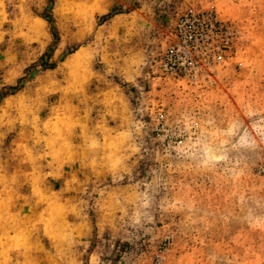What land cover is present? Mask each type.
I'll list each match as a JSON object with an SVG mask.
<instances>
[{
	"label": "rangeland",
	"instance_id": "obj_1",
	"mask_svg": "<svg viewBox=\"0 0 264 264\" xmlns=\"http://www.w3.org/2000/svg\"><path fill=\"white\" fill-rule=\"evenodd\" d=\"M34 174L0 264H264V0H0V183Z\"/></svg>",
	"mask_w": 264,
	"mask_h": 264
},
{
	"label": "crops",
	"instance_id": "obj_2",
	"mask_svg": "<svg viewBox=\"0 0 264 264\" xmlns=\"http://www.w3.org/2000/svg\"><path fill=\"white\" fill-rule=\"evenodd\" d=\"M14 152L17 154L18 149H14L12 154ZM25 162L22 158L18 160L20 169L26 167ZM9 167L15 166L10 164ZM35 172L45 173L44 169ZM36 174L32 177L14 176L12 181L0 183V248L17 245L21 248L24 240L27 246L29 243L38 246L43 240L44 232L39 223L40 217L44 215V206H40L39 201L44 200L46 178L35 179ZM35 258L38 259V256Z\"/></svg>",
	"mask_w": 264,
	"mask_h": 264
},
{
	"label": "bare ground",
	"instance_id": "obj_3",
	"mask_svg": "<svg viewBox=\"0 0 264 264\" xmlns=\"http://www.w3.org/2000/svg\"><path fill=\"white\" fill-rule=\"evenodd\" d=\"M206 157L210 161H220L223 158V154L217 148H209L206 152Z\"/></svg>",
	"mask_w": 264,
	"mask_h": 264
},
{
	"label": "trees",
	"instance_id": "obj_4",
	"mask_svg": "<svg viewBox=\"0 0 264 264\" xmlns=\"http://www.w3.org/2000/svg\"><path fill=\"white\" fill-rule=\"evenodd\" d=\"M47 20V19H46ZM53 35H54V33H53Z\"/></svg>",
	"mask_w": 264,
	"mask_h": 264
}]
</instances>
